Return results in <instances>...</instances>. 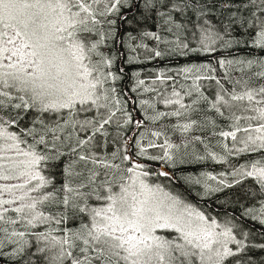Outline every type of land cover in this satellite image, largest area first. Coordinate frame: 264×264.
<instances>
[{
    "label": "snow or ice",
    "instance_id": "obj_1",
    "mask_svg": "<svg viewBox=\"0 0 264 264\" xmlns=\"http://www.w3.org/2000/svg\"><path fill=\"white\" fill-rule=\"evenodd\" d=\"M0 264H264V0H0Z\"/></svg>",
    "mask_w": 264,
    "mask_h": 264
},
{
    "label": "trees",
    "instance_id": "obj_2",
    "mask_svg": "<svg viewBox=\"0 0 264 264\" xmlns=\"http://www.w3.org/2000/svg\"><path fill=\"white\" fill-rule=\"evenodd\" d=\"M206 171H213V174H217L218 172L224 170L221 166L209 165L208 168L205 169ZM208 207L210 210L215 213L218 210V206L215 204L209 203Z\"/></svg>",
    "mask_w": 264,
    "mask_h": 264
}]
</instances>
